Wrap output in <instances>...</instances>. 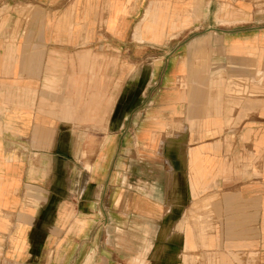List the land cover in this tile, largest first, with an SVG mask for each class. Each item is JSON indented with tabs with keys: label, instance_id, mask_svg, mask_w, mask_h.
<instances>
[{
	"label": "crops",
	"instance_id": "0c3cea01",
	"mask_svg": "<svg viewBox=\"0 0 264 264\" xmlns=\"http://www.w3.org/2000/svg\"><path fill=\"white\" fill-rule=\"evenodd\" d=\"M0 264H264V0H0Z\"/></svg>",
	"mask_w": 264,
	"mask_h": 264
},
{
	"label": "rangeland",
	"instance_id": "374dc122",
	"mask_svg": "<svg viewBox=\"0 0 264 264\" xmlns=\"http://www.w3.org/2000/svg\"><path fill=\"white\" fill-rule=\"evenodd\" d=\"M137 68L135 67V71ZM137 109V108H135ZM91 110L97 111V107H91ZM102 111H105V108H101ZM138 110V109H137ZM94 118H97V116H93ZM102 121L101 122H93V123H86V124H77L76 126L82 127L83 133L85 134V138L81 139H75L74 142H76V148L79 146L80 153L75 154L73 156V159L79 163H90L91 161H94L95 158L98 156V153L103 151L105 147H108L110 144L109 134L110 130L113 129V122H111V117L108 112H105L101 116ZM123 124L118 123V131L121 130ZM120 136V135H119ZM117 147H124L125 146V140L120 137L117 138L116 145ZM135 147H141V143H138L137 140L134 141ZM121 161H124L121 160ZM89 172H81V179L87 180V175Z\"/></svg>",
	"mask_w": 264,
	"mask_h": 264
}]
</instances>
